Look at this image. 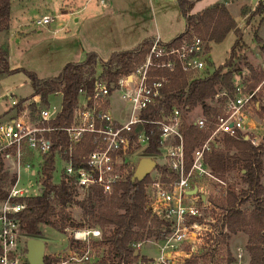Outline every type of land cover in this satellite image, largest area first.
I'll return each mask as SVG.
<instances>
[{"label":"built area","instance_id":"obj_1","mask_svg":"<svg viewBox=\"0 0 264 264\" xmlns=\"http://www.w3.org/2000/svg\"><path fill=\"white\" fill-rule=\"evenodd\" d=\"M249 1L258 4L263 0ZM52 21V17L43 15L35 25L46 26ZM207 58L206 43L198 36L183 37L177 45H168L156 35L144 59L133 63L131 72L118 76L114 82L103 77L98 62L90 89L79 88L71 120L59 127L45 123L55 120L61 112L62 86L50 96L58 99L59 105H51L50 100L42 104L39 96L20 101L10 95L11 111L0 117V175L9 174L2 187L6 196L0 200V264H29L28 237L23 235L18 214L25 207V198L42 191L41 166L52 150L55 130L65 133L68 145L61 151L55 150L54 170L58 162L59 175L55 182L53 170L51 180L72 186L79 200L92 188L110 195L115 185L133 174L138 152L158 131L159 154L152 158L156 165L144 189L152 215L162 224L158 237L132 245L134 253L129 264H226L227 251L231 250L227 245L226 212L215 204V195L226 198L227 182L212 171L204 157L221 147L223 136L241 138L254 146L262 141L264 134L260 133L262 126L257 120L260 106L255 99L259 87L249 88L239 76L232 94L227 91L215 94L210 106L217 114L209 117L201 113L187 119L186 114L193 111H188L187 106L185 109L174 106L168 113L157 116L148 113L178 71L199 74L205 69ZM113 91L118 92L121 103L117 112L112 110ZM32 103L36 106L34 110L30 108ZM184 120L206 134L189 158L185 156L181 131ZM143 124L151 128L134 135L135 126ZM85 142L91 149L79 156L77 162L75 152ZM33 160L37 161V168ZM158 166L166 168V173ZM21 169L34 181L20 185ZM194 188L195 193L190 194ZM63 233L68 236L64 251L46 255L50 257L47 264H102L106 247L101 228L66 227ZM145 247L152 248L155 255L143 253ZM231 252L235 260L232 264H243V249L237 247Z\"/></svg>","mask_w":264,"mask_h":264},{"label":"trees","instance_id":"obj_2","mask_svg":"<svg viewBox=\"0 0 264 264\" xmlns=\"http://www.w3.org/2000/svg\"><path fill=\"white\" fill-rule=\"evenodd\" d=\"M177 1L185 27L167 41L168 45H177L183 37L198 36L206 43L208 49V44L222 42L231 32L235 40L222 64L215 67L210 60H206L205 69L196 75L178 71L169 85L163 88L162 98L155 106L149 108L148 113L157 116L160 113H168L174 106L184 109L187 106L188 111L200 107L201 113L209 117L211 114H217V110L210 106L215 94L223 91L229 94L233 92V77L239 72L238 68H234V61L237 57L236 48L241 45L242 31L224 1L214 3L195 14L190 13V10L196 0ZM247 13V9L241 7L240 15L246 16ZM249 15L262 19L264 1L259 2ZM9 26L10 0H0V36L9 29ZM152 40L153 37H148L131 49L113 52L105 61H102L95 52H87L81 61L65 63L56 76L39 78L34 72L24 68L9 67L8 49L0 38V73L6 75L24 73L32 86L31 96H39L42 104H47L50 96L62 86L61 112L55 120L45 123L59 127L71 120L79 88L86 86L90 89L98 62L102 65L103 77L114 82L118 76L130 73L133 63H140L144 59ZM247 66L252 70L251 65ZM30 108L34 110L35 104L32 103ZM9 111L11 109L6 110L5 114ZM261 115L264 118V107ZM150 128L147 124L135 126L134 135ZM181 131L185 156L189 158L206 134L186 120ZM159 134L156 131L150 136L148 145L142 150L144 156L151 158L158 156ZM52 136V150L44 157L41 166L42 191L37 196L25 198V207L18 214L23 235L40 239L41 226H49L59 232H63L66 227L83 225L99 227L103 231V243L106 247L101 263L129 264L134 253L132 245L146 238L158 237L162 224L161 220L152 215L145 197L144 185L150 180V175L148 174L142 181H132L131 174L126 181L115 185L110 195H104L99 189L92 188L88 195L79 200L72 186L64 182L53 183L51 180L55 150L61 151L68 145L64 132L55 130ZM221 142V147L205 154V162L220 177H226L225 175L238 170L244 184L238 190L228 186L226 198L219 204L215 203L226 212L227 245L232 235L242 233L246 237L244 249L241 247L244 252L243 264H264V136L256 146L241 138L229 136H223ZM85 143L84 147H78L75 152L74 158L77 162L79 156L86 155L91 149V146ZM158 169L164 173L167 171L163 166H158ZM8 180L9 174L3 172L0 175V200L6 196L2 187ZM73 204L82 209L84 216L89 219L88 223H74L70 213L66 211ZM49 260V256L44 257L45 264ZM234 262L232 252L228 249L226 264Z\"/></svg>","mask_w":264,"mask_h":264},{"label":"rangeland","instance_id":"obj_3","mask_svg":"<svg viewBox=\"0 0 264 264\" xmlns=\"http://www.w3.org/2000/svg\"><path fill=\"white\" fill-rule=\"evenodd\" d=\"M76 0L78 7L85 6L84 11L74 15L68 14V0H10V28H9V64L11 68H24L34 72L39 78L56 76L63 65L67 62L78 61L84 58L90 45L98 51V56L102 61L107 60L111 53L116 52L122 45L126 48H133L137 44L133 43L128 32L135 27L144 25L153 26V21L149 19L151 5L149 0H114L113 12L101 10V0ZM192 1V0H191ZM225 0H196L190 13L195 14L214 3ZM264 1V0H263ZM84 2V3H83ZM87 3V4H86ZM154 16L162 41L167 42L175 33L180 32L185 27V21L181 15L177 0H153ZM257 4L249 0H238L229 6V11L235 19L238 27L242 31V41L239 48H236V59L234 68H238L240 81L247 84L249 88L259 87V92L255 99L259 100L257 114L260 116L262 128L260 133L264 134V119H261V111L264 107V17H249L250 12L256 8ZM241 7L248 11L246 16L240 15ZM67 11L64 13L63 11ZM95 11V12H94ZM135 17L132 23L127 22L122 16L133 13ZM118 16H116V15ZM47 15L53 21L46 26H36L35 21ZM78 18V21H74ZM145 18V20H144ZM120 19L121 21H118ZM145 21V22H144ZM154 32V28L151 29ZM161 31V30H160ZM173 34V35H172ZM257 34V37H255ZM3 34H1L2 36ZM19 38L16 41V37ZM235 36L231 32L220 43L208 44V58L216 67L222 64L228 57ZM136 44V45H135ZM261 45V46H260ZM251 65L252 70L247 65ZM234 83L238 81L236 75L233 77ZM33 90L27 76L22 72L11 75L0 73V117L9 109V97L12 95L20 101H31ZM118 92L113 91V111H118L121 103L117 99ZM51 105H59L58 99L50 97ZM187 119L201 115V108H195L191 113L186 114ZM145 157L142 152H138L137 158ZM139 160H137L136 165ZM161 161V160H157ZM32 163L37 168V161ZM59 163L56 162L53 172V180L58 181ZM153 175V173L151 174ZM227 187L234 190L243 187L241 173L234 170L225 175ZM34 178L29 176L25 169L19 171L20 185H28ZM77 199H79L77 197ZM224 197L215 195V202L219 204ZM74 223H88L82 209L76 205H71L67 210ZM42 237L45 243V256L63 252L67 243V233L56 231L49 226H41ZM245 236L242 233L232 235L228 239V247L235 250L237 247L244 249ZM142 252L154 256L152 248L145 247Z\"/></svg>","mask_w":264,"mask_h":264},{"label":"crops","instance_id":"obj_4","mask_svg":"<svg viewBox=\"0 0 264 264\" xmlns=\"http://www.w3.org/2000/svg\"><path fill=\"white\" fill-rule=\"evenodd\" d=\"M76 0H68V2H69V4H68V12L65 10V11H63L64 13H62L63 15L64 14H70V15H74V14H76V13H78V12H80V11H84L85 10V6H80V7H78L76 4V2H75ZM87 0H85L84 2H86ZM102 1V3H101V5H100V7H101V10H107V8H109V10H110V12H113V5H114V0H101ZM133 2L135 1V0H132ZM150 1V3H151V5L149 6V9L151 10V13H150V15H149V19H151L152 21H153V26L152 27H150V25H144V27H133L129 32H128V34L130 35V38H131V40L133 41V43H136L137 45L143 40V39H145V38H148V37H155L156 35H158L159 37H160V39L162 40V36L160 35L161 33H162V29H160L159 30V28H158V25L156 24V19H155V16H154V8H152L153 6H152V3H153V0H149ZM238 0H225L224 2H225V5H226V7H227V9H228V11H229V6L231 5V4H234L235 2H237ZM83 2V3H84ZM223 2V1H222ZM87 4V3H86ZM114 7H115V5H114ZM239 10H240V7H239ZM65 12H67V13H65ZM95 12V11H94ZM230 12V11H229ZM113 14H114V12H113ZM116 15V14H115ZM116 16H118V15H116ZM232 16V15H231ZM124 19L125 18H127V19H129V20H127V19H125V20H127V22H129V23H132L133 22V19H134V17H135V14H134V12L133 13H129V14H124L123 16H122ZM144 20H145V18H144ZM74 21H78V18H75L74 19ZM118 21H121L120 19H118ZM145 22V21H144ZM9 28H10V26H9ZM154 28V32L151 30V29H153ZM183 31V30H182ZM181 32V31H180ZM173 33H175L174 35H173V37L176 35V34H178L179 32H173ZM15 37H16V35H15ZM172 37V38H173ZM0 38H1V42L3 43V44H5L6 46H7V49H8V64H9V42H10V36H9V29L2 35V36H0ZM172 38H170V39H172ZM169 39V40H170ZM19 40V38L18 37H16V41H18ZM168 40V41H169ZM165 42V41H164ZM135 44V45H136ZM261 46V45H260ZM134 47V46H133ZM127 49H129V48H126V46H121L120 48H118L117 50H114V51H122V50H127ZM88 51L89 52H95L97 55H98V51H97V49L96 48H94V46H92V45H90L89 46V48H88ZM87 53V52H86ZM82 60V59H81ZM81 60H78V61H81ZM9 67H10V64H9ZM11 68V67H10ZM237 78L239 77L238 75L236 76ZM6 112V111H5ZM5 112H4V114H5Z\"/></svg>","mask_w":264,"mask_h":264},{"label":"water","instance_id":"obj_5","mask_svg":"<svg viewBox=\"0 0 264 264\" xmlns=\"http://www.w3.org/2000/svg\"><path fill=\"white\" fill-rule=\"evenodd\" d=\"M112 86V83L110 84ZM156 162L150 157L139 159L132 174V181H142L155 167ZM196 189H192L190 194H194ZM45 243L39 238H28L26 240V258L29 264H45Z\"/></svg>","mask_w":264,"mask_h":264}]
</instances>
